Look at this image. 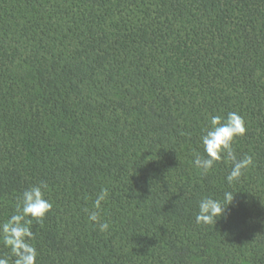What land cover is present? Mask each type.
Masks as SVG:
<instances>
[{"label": "trees", "instance_id": "obj_1", "mask_svg": "<svg viewBox=\"0 0 264 264\" xmlns=\"http://www.w3.org/2000/svg\"><path fill=\"white\" fill-rule=\"evenodd\" d=\"M230 111L254 161L233 185L192 163ZM40 182L37 264H264V0H0V222Z\"/></svg>", "mask_w": 264, "mask_h": 264}, {"label": "clouds", "instance_id": "obj_2", "mask_svg": "<svg viewBox=\"0 0 264 264\" xmlns=\"http://www.w3.org/2000/svg\"><path fill=\"white\" fill-rule=\"evenodd\" d=\"M200 140L203 153H194L195 168L201 174H208L218 162L230 165V171L226 176L227 183L233 185L238 182L244 172L253 165L252 156L239 157L233 147L237 138L246 133V122L243 117L234 111L226 116L210 115L208 125L202 130ZM48 185L40 182L26 188L17 198L13 213L0 222V244L6 247L12 257L11 264H37L38 251L34 245L36 233L32 224L35 221L43 225L46 216L52 210V203L46 198ZM109 189L101 188L91 208H86L87 219L94 224L101 233L110 229L109 222L101 217L102 205L109 197ZM234 196L226 191L222 199L205 196L199 200L198 211L195 216L196 223L209 225L217 223L233 203ZM0 264H9L8 256H0Z\"/></svg>", "mask_w": 264, "mask_h": 264}]
</instances>
